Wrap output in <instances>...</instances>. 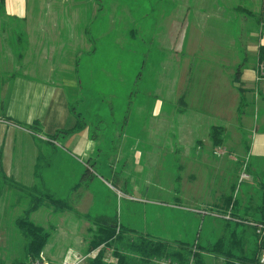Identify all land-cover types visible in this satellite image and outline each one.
I'll return each instance as SVG.
<instances>
[{"label":"rangeland","instance_id":"rangeland-1","mask_svg":"<svg viewBox=\"0 0 264 264\" xmlns=\"http://www.w3.org/2000/svg\"><path fill=\"white\" fill-rule=\"evenodd\" d=\"M24 1V17L29 19L44 16L50 1L63 2L66 15L81 16V11L96 0ZM96 2L103 9L95 16L101 18V30L107 29L110 36L99 39L94 81L76 83L80 69L70 65L73 81L64 90L67 115L56 117L40 134L11 127L5 133L2 158L8 161L14 157V179L31 185L36 193L15 187L0 169V250L4 264L30 262L28 239L17 224L21 217L49 232L39 258L47 264H62L94 249L89 242L90 228L98 216H117L168 241L192 242L199 231L201 243L207 244L215 242L222 232L221 219L214 215L222 210V197H230L228 211H232L249 193L264 195L260 188L264 161H259L262 166L255 177L244 176L249 168L242 166L244 161L250 166L245 157L256 126L264 129V122L255 120L257 111L250 104L254 94H243L246 102L231 118L239 126L236 160L224 155L227 159L222 168V146L215 148L217 156L213 158L208 153L160 152V144H212L208 126L222 125L224 118L219 115L239 102L237 92L245 91L233 82L235 70L238 66L243 72L252 67L256 70L255 56L245 52L244 57V46L249 38L260 41L264 35V24L259 20L260 14L264 18V0ZM8 16L0 3V22ZM12 20V24L0 26L8 30L0 35V117L18 120L28 114V105L22 101L31 73L27 57L19 60L11 50L24 62L16 66L6 56L10 46L4 42L22 45L26 39L24 25L15 26ZM84 95L91 101L84 123L88 127L91 124L90 134L98 135L89 137L87 146L85 141L72 145L68 138L80 129L69 133L63 129L80 119ZM174 96L184 98L177 108L184 109L186 103L185 109L197 114V120L191 117L183 121L180 118L184 115L172 112ZM94 99L99 101L97 106L92 104ZM261 107L264 109V96ZM177 120L182 124V137L179 131L175 136L166 131L178 127ZM55 132L56 139H50L49 133ZM8 145L10 153L6 151ZM5 171L9 174L8 166ZM206 180L213 200L204 187ZM195 186L201 191L189 197L197 193ZM47 194L60 205L42 198ZM191 207L208 212L202 217ZM247 237L250 247L255 236L248 233ZM105 252L111 259V250L106 247ZM207 258L216 260L213 255Z\"/></svg>","mask_w":264,"mask_h":264},{"label":"crops","instance_id":"crops-1","mask_svg":"<svg viewBox=\"0 0 264 264\" xmlns=\"http://www.w3.org/2000/svg\"><path fill=\"white\" fill-rule=\"evenodd\" d=\"M96 1L84 8L81 11V16L66 15L63 12L65 8L63 2L50 1L46 5V12L44 16H37L36 18L30 17L29 19H27L24 17L26 10L24 0H5V8L9 16L6 20L3 19V22H0V26L6 23L12 24L11 19H13V25H24L22 31L24 32V36L26 38L22 45L18 44L17 41H15L14 44L10 40L4 42L5 44L9 43L8 46H10L6 56L9 57L10 60H12L14 63L16 62V66L19 63L23 64L24 62L18 61L15 55L11 52V50L17 54L19 60H21L23 57H27L31 73V78L29 79V81H27L28 83L25 85V100L22 101V104L28 105V114L26 115V117H20V119H18V117H14L18 119L17 121H22L30 124L37 119L40 122L42 131L43 128H45V126L49 122L55 120L56 117H61L64 114L67 115L68 110L64 90L69 88L70 81H73L70 79L68 71L70 65L77 66V71L80 69V73H78V77L76 78V83L84 82L90 84L91 80L94 81L95 75L93 72L98 68L95 65L96 57H98V54H100V50L98 48L99 39L104 36H110V33L106 32L107 29L101 30V18L97 19V17L95 16L97 11L103 9V5L100 6L99 4H97ZM13 16H15V19L10 18ZM21 21H23V23H21ZM263 24L264 22L261 23V25ZM3 32H8V30H6L5 28H0V35ZM262 43H264V35L262 36L260 41H255L253 39L250 40L249 38L244 46V57L245 52L250 56H256L258 46ZM254 76L255 72L253 67L252 70H245L244 72L242 71L240 88L244 89L245 91H243L242 93L240 91L237 92V94L240 96L239 102L231 106L229 110L227 109L226 113L224 112L220 115L218 114L220 117L224 118L222 125L211 123L208 126L209 137L212 126L217 125L221 126L224 129V143L222 144V151L220 152V165L222 168L227 158L236 160V147L240 144V135L237 131V128L239 126L237 124L234 125V122H232L233 119L231 118L237 115V111L240 110V106L243 105L244 102H246V99L243 94H254V96L250 100V104H253L255 110L257 111L254 112V118L255 120L257 119V121L259 122H264V115L261 112V110L263 109L261 107V98L264 96V84L256 82ZM236 85L237 87L239 86V84L237 83ZM89 86L90 88H93V86ZM77 87L80 88L81 85H77ZM260 95H262V97H260ZM88 99L90 98H87L84 95L81 100L83 107L81 111L78 112V114H80L79 120H81L82 122H86L85 115L87 114L88 108L91 104V101H88ZM171 100L173 105L172 112H174V114L177 113V115H184V117L180 118V120L187 121V119L191 117L192 120H197V114L192 111L187 112V110L185 109L187 108L186 103H183L184 109L177 108L178 103L180 101H183L184 98L178 97L176 99V96H174L173 98H171ZM92 104H94V106H97L99 104V101L97 102L94 99ZM160 112L163 113V107L160 109ZM177 121L180 123L179 120ZM1 124L3 125V127L2 129H0V169L2 170V172H4L3 175L7 178H12L14 181L24 184L18 180H15L13 174L11 173V169L15 167V165L13 164L14 157H10L8 161L2 158L4 154L3 150H5L7 136L5 135V133L9 132V127L25 131L32 135L40 133L32 132L31 130L17 123H14L13 121L4 120L0 118V125ZM79 129V133L72 134L68 138L69 144L74 145L79 144L80 142L83 143L84 141L86 142L87 139H90L89 137H95L98 135H95V133L90 134L92 129L91 124H89V127L85 125L83 128ZM87 130L89 131L87 132ZM94 130L98 129L94 127ZM166 131H172L173 136H175V132L179 131V135L178 133L177 135L179 137L183 136V133H181V131H183L181 123L180 125H178V127L176 126L173 129H166ZM72 137H75L76 139ZM164 142L167 143L168 141ZM197 143L199 144H160V152L199 154L208 153L212 158L214 157V155H216L215 147L212 144L203 146L200 145V141H197ZM87 144L88 143L86 142L85 145L87 146ZM8 147L10 146H7L6 151L10 153ZM227 154L228 157L225 158L226 156L224 155ZM245 158L246 161H250V166L249 162L247 165L245 161L242 162L243 168H246V170L249 168V172L244 173V176H258L256 175L257 170L259 166H262V164L260 165L258 163L260 160L264 161V129L261 131V127L259 125L256 126L255 131L252 135L251 147L250 150L247 152ZM38 160L39 156H37L35 159L34 171L37 167ZM7 166L9 168V174H7L5 171ZM208 180H206L204 187L207 188V191L209 192L208 196H211V199L213 200L212 190L209 188V186L206 185L208 183ZM24 185L31 186L27 184ZM195 188L197 193H195L194 195L189 194V197L196 196L201 191L198 186H195L194 189ZM260 188L264 189V183L260 182ZM210 200H208V202H210ZM221 201L223 204L221 207L222 210L215 212V216H217L216 213H225L229 210V202H231L230 197H222ZM236 202L237 201L234 202V207L236 206ZM261 204V193L257 195H255L254 193H249L246 198L242 199L240 203L237 204L235 209H232V213L235 214V217H239L243 220L259 221L262 219V214L260 213ZM182 207L185 209L189 208L180 206V208ZM191 209H194V211L202 217H204V215L208 212H203L196 207H191Z\"/></svg>","mask_w":264,"mask_h":264},{"label":"trees","instance_id":"trees-1","mask_svg":"<svg viewBox=\"0 0 264 264\" xmlns=\"http://www.w3.org/2000/svg\"><path fill=\"white\" fill-rule=\"evenodd\" d=\"M0 3L3 9L5 0H0ZM263 19L262 14H260V24L264 22ZM258 60H264V43L258 46L255 61ZM240 67L235 70L233 78V82L239 84L238 87L241 84L242 69ZM0 118L13 121L35 133L41 131L40 122L37 119L29 124L22 123L6 115H2ZM84 126L85 123L78 120L74 125L63 129V131L69 133L76 130L75 128H83ZM223 132L224 129L221 126L214 125L211 127L210 138L215 148L222 146L224 143ZM49 135L50 139L55 140L57 132ZM9 179L15 187L23 189L29 194L36 193L34 187L16 182L12 178ZM42 198L55 205H60V201L51 195L47 194ZM260 207L262 219L259 221L264 222V195ZM219 214L224 213L219 212ZM231 215L235 217L232 211ZM220 219L222 232L218 238L213 243L203 244L200 241L199 231L192 242L183 240L168 241L155 237L148 231L139 230L130 223L120 221L117 216H98L94 220V228H90L92 232L89 242L91 248H97L101 245L104 247L100 248L95 257H90L86 264H160L162 258H172L179 262H186L191 256H194L196 264H235V260H255L256 253L260 248L256 241L255 230L241 221L232 222L231 220ZM17 224L28 239L27 254L30 262L17 261L13 264H32L35 260L40 259L39 254L48 241L49 232L42 225L36 224L27 217L18 218ZM248 233L255 236V241L250 247L247 246L246 240L248 239ZM106 247L111 250V259L108 258L105 252ZM211 255L215 256L216 260H208L207 257ZM0 264H4L1 250Z\"/></svg>","mask_w":264,"mask_h":264},{"label":"built area","instance_id":"built-area-1","mask_svg":"<svg viewBox=\"0 0 264 264\" xmlns=\"http://www.w3.org/2000/svg\"><path fill=\"white\" fill-rule=\"evenodd\" d=\"M254 79L258 83L264 84V60H258L256 64ZM218 217L225 220L241 221L255 230L256 241L260 245L259 251L256 253L255 260H235V264H264V222L255 220H243L238 217H233L231 211L224 214L216 213ZM101 246L92 249L90 252L85 253L77 260L65 259L62 264H86L90 257H95ZM160 264H196L194 256H191L186 262H179L172 258H162ZM32 264H47L41 259L35 260Z\"/></svg>","mask_w":264,"mask_h":264}]
</instances>
